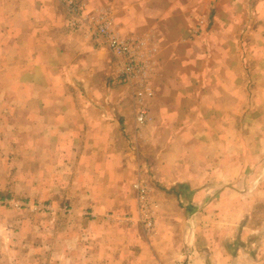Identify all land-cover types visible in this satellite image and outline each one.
<instances>
[{"label": "crops", "instance_id": "1", "mask_svg": "<svg viewBox=\"0 0 264 264\" xmlns=\"http://www.w3.org/2000/svg\"><path fill=\"white\" fill-rule=\"evenodd\" d=\"M82 1L106 9L140 56L154 49L153 95L135 100L138 78L123 81L117 57L72 30L59 0H0V148L11 161L0 179L45 194L41 213L68 207L34 214L23 239L33 250L10 260L264 264V216L252 213L264 201V0Z\"/></svg>", "mask_w": 264, "mask_h": 264}, {"label": "built area", "instance_id": "2", "mask_svg": "<svg viewBox=\"0 0 264 264\" xmlns=\"http://www.w3.org/2000/svg\"><path fill=\"white\" fill-rule=\"evenodd\" d=\"M67 10V24L83 36L90 38L96 44L107 47L117 60L121 68L119 76L123 81L132 82L138 78V85L134 89L135 100H141L153 95L149 85L148 64L145 59L154 51L150 48L147 51V57L140 56L138 48L133 47V43L126 37H123L106 9H95L92 11L84 10L82 0H59ZM202 21L200 20L196 28L192 29L194 34L198 33ZM147 119V111L143 106H138L135 114V122L140 127ZM136 197L139 207V217L144 222L147 229H151V205L148 200V189L141 181L134 183Z\"/></svg>", "mask_w": 264, "mask_h": 264}, {"label": "rangeland", "instance_id": "3", "mask_svg": "<svg viewBox=\"0 0 264 264\" xmlns=\"http://www.w3.org/2000/svg\"><path fill=\"white\" fill-rule=\"evenodd\" d=\"M264 7V6H263ZM1 148H0V174L5 176L9 168L4 169L2 166L10 165L11 161L2 160ZM261 182V179H256L252 183L257 185L258 182ZM6 179L3 177L0 179V263L3 261L7 262L6 264H14L15 260H10L9 256L18 255V252L28 250L34 246H31L25 242L23 239L27 237L31 225L27 222L35 221L34 214L38 216L36 219L40 222L44 215L48 219L51 215L59 211L60 213L67 212L68 207L64 206L57 210L56 208L50 214H44L41 212L50 211L49 200L44 194H26V193H15L13 190H10L8 187L9 184ZM245 203V199L242 200ZM247 204V203H246ZM255 208L252 210V213L255 216L262 217L264 216V201L254 205ZM41 219V220H40ZM18 220H22V226H20ZM17 221V222H16ZM28 225H27V224ZM237 244V242H236ZM32 259H27L26 261H31ZM24 261L21 263L23 264Z\"/></svg>", "mask_w": 264, "mask_h": 264}]
</instances>
